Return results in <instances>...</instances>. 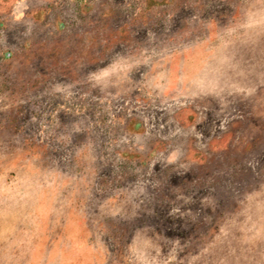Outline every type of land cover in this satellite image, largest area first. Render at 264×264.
I'll return each instance as SVG.
<instances>
[{
    "label": "rangeland",
    "instance_id": "obj_1",
    "mask_svg": "<svg viewBox=\"0 0 264 264\" xmlns=\"http://www.w3.org/2000/svg\"><path fill=\"white\" fill-rule=\"evenodd\" d=\"M0 264H264V0H0Z\"/></svg>",
    "mask_w": 264,
    "mask_h": 264
},
{
    "label": "crops",
    "instance_id": "obj_2",
    "mask_svg": "<svg viewBox=\"0 0 264 264\" xmlns=\"http://www.w3.org/2000/svg\"><path fill=\"white\" fill-rule=\"evenodd\" d=\"M200 118L192 110H178L169 118L170 127L165 131L154 132V136L141 140L143 147L154 151V157L159 162L169 165H184L192 157L194 161H201L207 150L224 145L226 132L209 137H202ZM147 149L136 152L135 159L148 161ZM148 163V162H147ZM150 164V163H148Z\"/></svg>",
    "mask_w": 264,
    "mask_h": 264
}]
</instances>
